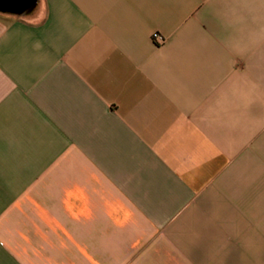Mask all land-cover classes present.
Instances as JSON below:
<instances>
[{"label":"crops","instance_id":"1","mask_svg":"<svg viewBox=\"0 0 264 264\" xmlns=\"http://www.w3.org/2000/svg\"><path fill=\"white\" fill-rule=\"evenodd\" d=\"M0 264H264V0L0 13Z\"/></svg>","mask_w":264,"mask_h":264},{"label":"water","instance_id":"2","mask_svg":"<svg viewBox=\"0 0 264 264\" xmlns=\"http://www.w3.org/2000/svg\"><path fill=\"white\" fill-rule=\"evenodd\" d=\"M39 0H0V13L10 16L29 15L38 6Z\"/></svg>","mask_w":264,"mask_h":264},{"label":"built area","instance_id":"3","mask_svg":"<svg viewBox=\"0 0 264 264\" xmlns=\"http://www.w3.org/2000/svg\"><path fill=\"white\" fill-rule=\"evenodd\" d=\"M153 39H155V40H160V41H162L163 39L158 35V34H154L153 35Z\"/></svg>","mask_w":264,"mask_h":264}]
</instances>
